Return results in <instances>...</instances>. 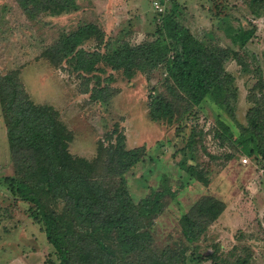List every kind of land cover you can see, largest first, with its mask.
I'll return each instance as SVG.
<instances>
[{
    "label": "rangeland",
    "instance_id": "374dc122",
    "mask_svg": "<svg viewBox=\"0 0 264 264\" xmlns=\"http://www.w3.org/2000/svg\"><path fill=\"white\" fill-rule=\"evenodd\" d=\"M156 1L162 2L163 11H157ZM78 3L76 11L32 17L16 0H0V74L19 71L36 103L51 104L61 112L74 133L70 144L74 155L93 160L100 142L107 144L115 129L125 133L128 148L146 147L144 160L127 173L134 198L140 200L153 189L167 186L176 191L175 199L167 193L166 208L152 228L158 247H179L184 242L182 215L210 194L223 200L226 208L198 245L190 247L188 253L198 258L189 264H213L212 257L205 258L212 253L233 264L240 255L247 256L249 264H264V159L261 154L246 152L245 137L250 133L243 131L249 125V110L257 103L253 93L264 105V8L258 16L252 12L250 0ZM165 15H173L206 44L239 52L225 64L238 87L231 109L211 97L199 105L181 98L164 65L132 80L108 66L82 76L68 62L55 65L44 54L66 34L89 22L102 27L109 42L154 40L162 37ZM240 29L252 32L244 45L235 42ZM84 47L94 50L97 41L90 39ZM111 73L114 80L109 85L114 94L107 102L94 99L93 88L100 84L93 75H100L104 86ZM150 95L176 101L172 123L151 119ZM221 121L231 127V137L224 133ZM191 165L207 172L208 185L189 174ZM14 173L0 105V264H45L49 257H57L56 252L42 224L30 215V203L13 196L4 184V178Z\"/></svg>",
    "mask_w": 264,
    "mask_h": 264
},
{
    "label": "trees",
    "instance_id": "16d2710c",
    "mask_svg": "<svg viewBox=\"0 0 264 264\" xmlns=\"http://www.w3.org/2000/svg\"><path fill=\"white\" fill-rule=\"evenodd\" d=\"M16 1L32 17L41 13L61 15L79 9L78 0ZM250 3L252 12L259 16L264 0H250ZM163 22L162 37L140 43L106 41L105 30L89 22L66 34L44 54L55 65L68 62L82 76L104 71V66H108L132 80L138 74L164 65L181 98L199 105L211 97L231 109L238 87L225 64L239 52L206 44L173 15H165ZM251 35L252 32L240 29L235 42L241 41L244 45ZM90 39L97 41L94 50L84 47ZM93 76L100 86L93 88L92 97L109 101L114 94L109 82L114 80V75L111 73L104 79L108 82L104 86L100 75ZM86 77L87 81L91 80ZM150 96L151 119L172 123L176 101ZM256 97L253 93L257 103L250 108L249 125L243 130L250 133H245L244 148L251 155L261 154L264 159V136L261 137L264 105ZM0 105L15 167L14 175L6 176L4 184L13 196L30 203V215L42 224L54 247L57 257H49L45 264H189V260L196 261L198 256L188 253L190 247L197 246L222 215L226 208L223 200L210 194L202 196L180 219L184 242L179 247L167 245L162 249L156 243L152 228L166 208L167 193L175 199L176 191L167 186L153 189L140 200L134 198L127 173L144 160V145L128 148L125 133L115 129L107 144L100 142L98 155L93 160L74 155L70 151L74 133L61 112L51 104L36 103L19 71L0 74ZM222 126L226 136L231 137V127L225 122ZM188 172L205 185L210 183L205 170L191 165ZM206 257H212L213 264H233L222 255L212 253ZM236 262L249 264V258L240 255Z\"/></svg>",
    "mask_w": 264,
    "mask_h": 264
},
{
    "label": "built area",
    "instance_id": "2783aa9c",
    "mask_svg": "<svg viewBox=\"0 0 264 264\" xmlns=\"http://www.w3.org/2000/svg\"><path fill=\"white\" fill-rule=\"evenodd\" d=\"M155 8H156L157 11H159V12H161V11L164 10V8H163V4H162L161 1H156V2H155ZM245 161H247V159H246Z\"/></svg>",
    "mask_w": 264,
    "mask_h": 264
}]
</instances>
